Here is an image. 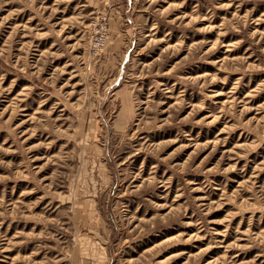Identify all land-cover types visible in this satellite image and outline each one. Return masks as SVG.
<instances>
[{
	"label": "rangeland",
	"instance_id": "rangeland-1",
	"mask_svg": "<svg viewBox=\"0 0 264 264\" xmlns=\"http://www.w3.org/2000/svg\"><path fill=\"white\" fill-rule=\"evenodd\" d=\"M0 264H264V0H0Z\"/></svg>",
	"mask_w": 264,
	"mask_h": 264
}]
</instances>
